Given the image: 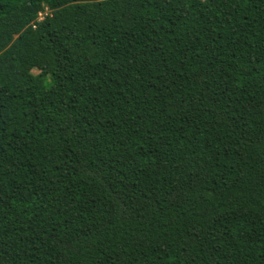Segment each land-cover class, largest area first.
Here are the masks:
<instances>
[{"label":"trees","instance_id":"1","mask_svg":"<svg viewBox=\"0 0 264 264\" xmlns=\"http://www.w3.org/2000/svg\"><path fill=\"white\" fill-rule=\"evenodd\" d=\"M0 264H264V0H0Z\"/></svg>","mask_w":264,"mask_h":264},{"label":"built area","instance_id":"2","mask_svg":"<svg viewBox=\"0 0 264 264\" xmlns=\"http://www.w3.org/2000/svg\"><path fill=\"white\" fill-rule=\"evenodd\" d=\"M47 13H48V9H47V8H45V10H44V11H42V12H39V13H38L37 20H38V21L42 20V19H43V17H44V16H45Z\"/></svg>","mask_w":264,"mask_h":264},{"label":"rangeland","instance_id":"3","mask_svg":"<svg viewBox=\"0 0 264 264\" xmlns=\"http://www.w3.org/2000/svg\"><path fill=\"white\" fill-rule=\"evenodd\" d=\"M33 72H34V73H37L38 71L35 69Z\"/></svg>","mask_w":264,"mask_h":264}]
</instances>
